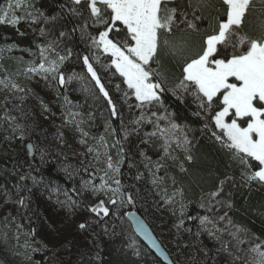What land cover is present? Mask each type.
I'll return each instance as SVG.
<instances>
[{"label": "rangeland", "instance_id": "rangeland-1", "mask_svg": "<svg viewBox=\"0 0 264 264\" xmlns=\"http://www.w3.org/2000/svg\"><path fill=\"white\" fill-rule=\"evenodd\" d=\"M174 1L170 0L168 9H174L171 3ZM45 21L31 0H0L1 23L44 39L42 47L7 54L0 51V135H5L9 146L20 153L26 151L27 143L33 142L36 158L42 164L52 151L78 158L79 164L76 166L75 161L58 164L60 171L74 178L73 186L49 183L39 175L26 174L15 190L1 195L0 264H36L37 253L69 241L73 245L64 255L67 260L90 240L98 243L121 239L122 247L140 252L127 219L128 212L134 210L128 205L121 183L123 202L120 196L113 197L117 200L115 205L107 203L111 193L93 191L101 185L116 188L115 181H120L122 161L117 142L111 141L104 119L86 104L81 82L63 69L61 57L68 48L65 34L56 32L51 28L52 22ZM188 22L192 21L185 11L175 10L172 27L185 28ZM85 36L93 52L99 53L93 43L99 35ZM92 55L99 63L102 58L110 62L104 66L109 95L112 98L113 93L114 103L121 111L126 143L139 149L149 173L151 198L142 206L144 217L171 254L178 257V263L184 264L196 254L204 258L209 250H215L220 255V264H258L264 243L232 223L220 191L203 196L199 225L189 223L184 193L170 175V166L180 155L190 156V137L157 101L141 104L135 99L123 78L115 69L112 71L108 53ZM148 67L160 77L155 61ZM184 83L187 89L181 84L167 87L215 128L211 120L214 112L201 107L203 101L188 82ZM60 135L64 139L62 146L58 142ZM35 139L43 145L36 144ZM109 163L118 171L109 168ZM101 199L110 209L108 216L98 217L90 211ZM81 223L87 227L81 229Z\"/></svg>", "mask_w": 264, "mask_h": 264}, {"label": "trees", "instance_id": "trees-1", "mask_svg": "<svg viewBox=\"0 0 264 264\" xmlns=\"http://www.w3.org/2000/svg\"><path fill=\"white\" fill-rule=\"evenodd\" d=\"M171 3L176 11H185L195 27L173 26L171 31L162 30L159 33L158 52L154 58L161 78L156 73L153 78L154 81L160 82L164 89L158 92L160 97L158 104L184 128L192 141L190 156L180 155L177 161H171L170 175L184 193L189 223L199 225L203 196L220 191V199L225 202L232 223L246 229L264 243V182L250 179L252 174L259 170L256 167L258 162L248 158L247 163H241L223 146V142L213 135L218 131L167 87H175L184 81L183 67L202 52L206 37L215 34L218 23L225 18V6L222 0H175ZM31 4L46 21L52 22L51 28L65 34L68 48L62 59L63 69L81 82L86 104L98 117L104 119L111 141L117 142V151L122 161L119 170L121 188L126 199L128 196L132 197V202L128 203L130 209L144 216L142 206L145 204L144 201L151 198L149 173L140 157L139 149L126 143L123 132L124 120L120 109L114 103L113 93L112 98L110 95L106 98L99 91L87 71V66L83 63V57L88 56L105 90L109 93L104 66H108L110 62L103 61L104 58L100 63L97 62L92 54L105 53L102 49L99 53L93 52L90 40L85 36V34L99 35L103 26H94V18L91 17L90 10L86 8L84 2L76 5L74 0H31ZM176 17L177 20L181 19L180 14ZM237 36L264 39V0L250 2ZM233 39L235 40V37ZM43 41L44 39L39 35L25 34L15 27L0 22V51L4 54L12 50L25 51L42 47ZM245 50L246 45L236 49L237 52ZM231 55H233L231 46L226 48L221 46L216 58L227 59L231 58ZM4 63L7 64V60L4 59ZM192 89L195 91L193 87ZM109 98L112 100L111 105L108 103ZM113 105L116 109L115 114L112 112ZM213 109L218 110L215 105ZM3 140L6 141L5 144L2 143ZM34 142L43 145L42 141L35 139ZM58 142L61 146L64 143L61 135L58 136ZM77 159L65 152L52 151L51 156L42 164L37 160L36 153L34 156L29 155L27 144L26 151L20 153L9 146L5 135H0V197L6 192L15 190L26 174L39 175L49 183L64 182L68 186H73L74 178L60 171L58 164L60 161H75L74 164L78 166ZM132 235L137 246L141 247L140 252H131L122 247L121 239L117 242L110 239L98 243L90 240L86 246L76 251L72 259L67 260L64 255L73 245L72 241H69L48 252L37 253L35 263L165 264L136 237L135 232ZM172 256L175 264H182L178 263L177 256ZM184 264H220V255L215 250H209L204 258L196 254Z\"/></svg>", "mask_w": 264, "mask_h": 264}, {"label": "snow or ice", "instance_id": "snow-or-ice-1", "mask_svg": "<svg viewBox=\"0 0 264 264\" xmlns=\"http://www.w3.org/2000/svg\"><path fill=\"white\" fill-rule=\"evenodd\" d=\"M90 10L93 23L102 25L99 38L93 43L97 49L109 54L111 66L123 78L131 94L141 104H151L159 101L158 92L163 91L160 82L154 81V73L148 67L158 52L159 33L162 30L171 31L175 19V9H168L170 0H83ZM80 5L82 0H74ZM250 0H222L225 6V18L215 30V34L206 37L202 52L183 67L184 81L191 84L199 99L201 107L214 110L211 116L218 132L213 135L223 142V146L233 153L241 163H247L248 158L256 161L259 168L250 179L264 182V39H248L237 36V31L249 7ZM189 28H194L188 22ZM123 34V35H121ZM235 37V40L233 39ZM246 45V50L236 49ZM231 46V58H216L219 47ZM63 59V57H61ZM87 71L95 81L99 91L108 98L109 93L94 70L88 56L83 57ZM43 68V64L40 65ZM182 81L181 87L187 89ZM60 83H64L63 76ZM127 95V93H126ZM111 105L112 100L109 98ZM116 113L115 106L112 107ZM239 121H243V126ZM175 127V126H173ZM186 142V141H185ZM191 159V157H189ZM109 168L113 165L109 163ZM118 171V168H113ZM116 188L101 185L94 192L111 193L107 203L115 205L120 196V181L116 180ZM132 202V197H127ZM96 216H108L110 209L103 199L90 208ZM87 227L85 223L79 225ZM136 229L151 240L145 226L137 221ZM153 243H155L153 241ZM258 264H264V253H260Z\"/></svg>", "mask_w": 264, "mask_h": 264}, {"label": "water", "instance_id": "water-1", "mask_svg": "<svg viewBox=\"0 0 264 264\" xmlns=\"http://www.w3.org/2000/svg\"><path fill=\"white\" fill-rule=\"evenodd\" d=\"M27 149L30 156L35 155L34 150V144L33 142L27 143ZM127 219L130 221L132 228L137 235V237L148 247V249L154 253L162 262L165 264H175L174 259L170 251L167 249V247L163 244V242L160 240L152 226L149 224V222L146 220V218L137 211H129L127 214ZM139 221L142 223L145 228L148 230L149 234L151 235L152 239H147L143 234L137 231L136 229V223ZM153 241L155 243H153Z\"/></svg>", "mask_w": 264, "mask_h": 264}]
</instances>
